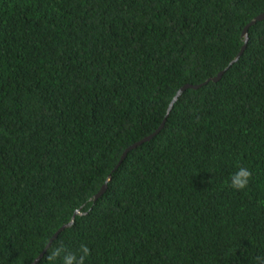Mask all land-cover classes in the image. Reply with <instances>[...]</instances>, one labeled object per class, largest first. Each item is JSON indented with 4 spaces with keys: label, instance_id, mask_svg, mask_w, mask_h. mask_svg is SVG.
I'll return each mask as SVG.
<instances>
[{
    "label": "trees",
    "instance_id": "16d2710c",
    "mask_svg": "<svg viewBox=\"0 0 264 264\" xmlns=\"http://www.w3.org/2000/svg\"><path fill=\"white\" fill-rule=\"evenodd\" d=\"M262 13L264 0H0V264H31L79 209L53 242L87 243V264H256L264 20L229 65ZM186 84L202 86L168 114ZM238 166L243 191L227 183Z\"/></svg>",
    "mask_w": 264,
    "mask_h": 264
},
{
    "label": "clouds",
    "instance_id": "9594fccd",
    "mask_svg": "<svg viewBox=\"0 0 264 264\" xmlns=\"http://www.w3.org/2000/svg\"><path fill=\"white\" fill-rule=\"evenodd\" d=\"M252 179V172L245 166H238L237 170L230 175L228 186L235 191H243ZM49 245L48 264H87L91 250L87 243H80L75 251H70L63 246L62 242H47ZM256 264H264V256L255 258Z\"/></svg>",
    "mask_w": 264,
    "mask_h": 264
},
{
    "label": "water",
    "instance_id": "95a60500",
    "mask_svg": "<svg viewBox=\"0 0 264 264\" xmlns=\"http://www.w3.org/2000/svg\"><path fill=\"white\" fill-rule=\"evenodd\" d=\"M261 20H264V13L258 15L257 17H255L244 29V32H243V36L245 37V44L244 46L242 47L240 53L237 55V57L231 62V64L229 65V67H231L235 62H237L240 57L243 55L244 51H245V48L247 46V42H248V29L250 26L254 25L255 23H257L258 21H261ZM227 67L225 70L221 71L219 74H217L215 77L211 78V79H208L205 83H203L202 85L208 83L210 80L212 81H218L219 79H221V77L224 75V73L226 72V70L229 68ZM202 85H193V84H186L184 85L183 87H181L177 94L175 95V97L173 98L170 106H169V109H168V114L169 112L172 110L173 106L175 105V103L177 102V100L179 99V97L184 93L185 90L189 89V88H199L201 87ZM167 114V116H168ZM167 116L165 117L163 123L161 124V126L154 132L152 133L151 135H148L146 137H144L143 139H141L140 141L134 143L133 145H131L130 147H128L126 149V151L124 152L122 158H121V161L119 164H121L123 162V160L126 158V156L128 155V153L137 148L138 146L142 145L143 143L147 142V141H150L152 140L153 138H155L159 133L160 131L165 127V123H166V120H167ZM107 186H108V181L103 185V187L101 188V190L95 195L94 197V201H97L106 191L107 189ZM82 214V209H79L75 212L73 218L71 219V221L65 225H63L55 234L54 236L51 238V242H53L54 239H56L58 237V235L64 230L66 229L67 227L71 226L74 224L75 222V217L76 215H80ZM49 248V245H47L46 249L35 259V261H33L31 264H38L41 259L43 258L45 252L47 251V249Z\"/></svg>",
    "mask_w": 264,
    "mask_h": 264
}]
</instances>
